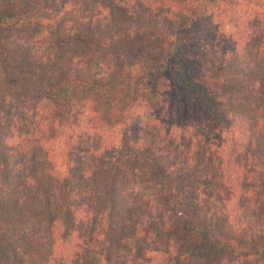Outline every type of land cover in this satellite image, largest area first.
Masks as SVG:
<instances>
[{"label": "trees", "instance_id": "1", "mask_svg": "<svg viewBox=\"0 0 264 264\" xmlns=\"http://www.w3.org/2000/svg\"><path fill=\"white\" fill-rule=\"evenodd\" d=\"M235 4L0 0V30L70 46L40 72L33 44L0 38V61L23 69L4 92L18 116L0 136V264H264V18L234 15L192 55L196 19ZM87 90L106 95L108 124L80 101ZM145 92L201 112L203 154L174 139L156 159L170 146L152 149L136 126ZM136 158L149 193L128 171Z\"/></svg>", "mask_w": 264, "mask_h": 264}, {"label": "rangeland", "instance_id": "2", "mask_svg": "<svg viewBox=\"0 0 264 264\" xmlns=\"http://www.w3.org/2000/svg\"><path fill=\"white\" fill-rule=\"evenodd\" d=\"M233 1L236 2L235 5L214 6L196 19V22L193 24L195 28V38L192 50V55L195 56V58L205 54L209 45H216V42L221 37V33L229 31V21H231L234 15L238 16L242 14L246 18L247 14L244 12L248 11V17L252 20H256L255 14H257V18H264V11L262 12L259 8L251 6V3L246 4L245 1L241 0ZM222 8H224V11L220 12ZM219 26H222L221 31L218 29ZM49 36L48 34L29 36L26 33H19L12 29L0 30V38L10 46H21L27 43L33 44V46L29 45V48L34 51L31 55H36L34 60L36 65H40V72L42 69L44 70L42 67H44L47 61L58 60L60 53L68 51L70 47L69 45L65 46L66 44L58 45L57 47H59V49L56 51V47H52L48 40ZM215 37L216 39L214 40ZM30 38H32V41H30ZM81 67H83L84 70L92 71L96 67L100 68V65L97 62H92L87 66L81 64ZM21 71H23V69ZM21 71L18 69L17 65H13L9 60L0 61V136L6 134L8 129L14 131L12 124L18 116L16 109L13 108L16 95L13 94L14 91H9L8 93L4 92L5 90H9V85L12 82L22 79ZM129 81L130 78H125L123 86L126 87ZM4 94L6 96L5 98H3ZM141 95L139 106L136 108L137 115L135 117V123L136 126L137 124L139 126H137V128H139L140 134L146 136L152 149L165 150V147L170 146L169 150H165V153L156 156L158 161L164 159L166 153L170 151L174 153L175 140H179L180 146L186 145L190 147V145H192L196 149L195 152L200 154L204 153L206 147L204 145V140L206 136L204 135L203 137L202 130L206 129V125L199 110L195 107H189L186 104H181L179 112L176 109L170 110L172 102L165 97L160 98L161 102L159 104H154L153 102L158 98L156 94L145 92ZM105 96L106 95L101 91L87 90L81 95L80 101H91L93 106L99 110L101 116L100 122L108 124V112L100 102ZM163 98H165V101ZM128 99L129 97L125 93L124 101L128 102ZM93 133L95 132L91 131V138L93 137ZM206 134L209 136L207 132ZM213 136L220 138L217 134H213ZM217 138L215 145L220 143ZM158 144H160V146H158ZM59 146V143L54 145V152ZM50 153L52 154V152H49L43 155L46 158L45 164L49 163L50 158L57 164V157H53ZM137 160V158L128 160L127 168H129V172L131 169L133 170L135 168ZM130 174L134 180L139 179L138 182H142L143 189L146 190V193L155 189L156 185L146 180L148 176L145 174L144 169L143 171L142 169L132 171ZM135 243L139 248L137 251H139L140 243Z\"/></svg>", "mask_w": 264, "mask_h": 264}]
</instances>
